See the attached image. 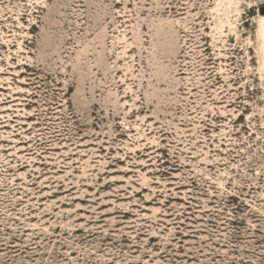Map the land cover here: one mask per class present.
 <instances>
[{
	"label": "rangeland",
	"instance_id": "obj_1",
	"mask_svg": "<svg viewBox=\"0 0 264 264\" xmlns=\"http://www.w3.org/2000/svg\"><path fill=\"white\" fill-rule=\"evenodd\" d=\"M0 264H264V0H0Z\"/></svg>",
	"mask_w": 264,
	"mask_h": 264
}]
</instances>
